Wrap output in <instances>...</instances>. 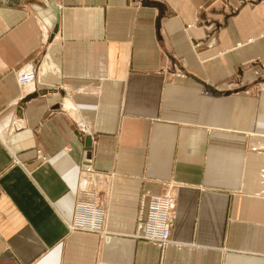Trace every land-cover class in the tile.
<instances>
[{
  "label": "crops",
  "instance_id": "crops-1",
  "mask_svg": "<svg viewBox=\"0 0 264 264\" xmlns=\"http://www.w3.org/2000/svg\"><path fill=\"white\" fill-rule=\"evenodd\" d=\"M0 264H264V0H0Z\"/></svg>",
  "mask_w": 264,
  "mask_h": 264
},
{
  "label": "built area",
  "instance_id": "built-area-1",
  "mask_svg": "<svg viewBox=\"0 0 264 264\" xmlns=\"http://www.w3.org/2000/svg\"><path fill=\"white\" fill-rule=\"evenodd\" d=\"M35 72L27 69L18 76L20 84L28 80L34 79ZM141 204L146 205L145 213L139 216L137 222V237L150 241L160 247L170 243V228L176 218V201L173 196L167 193L154 194L144 192L141 196ZM101 213L94 214V225H97ZM99 218V220H96ZM91 220V219H90ZM91 221H84L82 225L90 226ZM78 227V226H75Z\"/></svg>",
  "mask_w": 264,
  "mask_h": 264
}]
</instances>
